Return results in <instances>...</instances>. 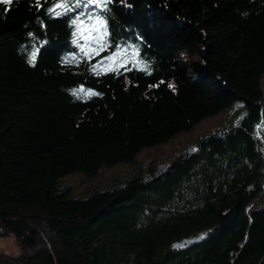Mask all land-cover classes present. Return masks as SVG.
<instances>
[{
  "label": "trees",
  "instance_id": "1",
  "mask_svg": "<svg viewBox=\"0 0 264 264\" xmlns=\"http://www.w3.org/2000/svg\"><path fill=\"white\" fill-rule=\"evenodd\" d=\"M39 5L0 4V238L19 247L12 260L264 264V0H112L107 35L87 42V25L73 23L82 8L57 16L52 0ZM235 101L243 119L203 136L163 177L84 199L57 187Z\"/></svg>",
  "mask_w": 264,
  "mask_h": 264
},
{
  "label": "rangeland",
  "instance_id": "2",
  "mask_svg": "<svg viewBox=\"0 0 264 264\" xmlns=\"http://www.w3.org/2000/svg\"><path fill=\"white\" fill-rule=\"evenodd\" d=\"M120 55V54H118ZM112 58L110 62H114ZM125 61V60H124ZM264 96V76L261 80ZM245 105L235 101L230 107L209 116L189 131L176 134L168 141L155 146L143 148L131 161L100 167L93 174L73 172L59 178L57 187L67 190V197L84 199L93 193L117 187L135 177L158 178L167 174L172 164L194 152L197 142L210 133L236 126L245 115ZM255 200L253 206H256ZM0 253L15 264L12 259L20 255V249L12 237L0 238Z\"/></svg>",
  "mask_w": 264,
  "mask_h": 264
},
{
  "label": "snow or ice",
  "instance_id": "3",
  "mask_svg": "<svg viewBox=\"0 0 264 264\" xmlns=\"http://www.w3.org/2000/svg\"><path fill=\"white\" fill-rule=\"evenodd\" d=\"M13 2L14 0H0V4L5 5L12 4ZM52 2L55 4V7H50L48 11L57 16L66 15L69 11H75L77 8L83 9L77 13L73 19V23L78 25H87L86 31L84 33V39L86 42L90 38L99 41L107 35V20L105 19L103 13L109 10L108 5L112 3V0H75V3H73L72 0H59V2L52 0ZM37 6H40L39 0H37ZM58 9H62L63 11H58ZM101 48H103L102 44ZM81 50H84L83 46H81ZM35 55V53L32 54L31 60L29 61L30 63L35 60ZM109 58L111 59V57ZM158 86L159 85H154V87ZM168 86L170 88L174 87L171 84ZM80 92H84V90L81 88L74 93L77 99H80ZM84 94L88 97L100 95L99 93L93 92L91 90L85 92ZM242 118L243 117H241V119ZM184 246L185 244L183 242L177 245V247ZM241 247H243V245H241Z\"/></svg>",
  "mask_w": 264,
  "mask_h": 264
},
{
  "label": "water",
  "instance_id": "4",
  "mask_svg": "<svg viewBox=\"0 0 264 264\" xmlns=\"http://www.w3.org/2000/svg\"><path fill=\"white\" fill-rule=\"evenodd\" d=\"M201 240H202V238L182 240L180 242L175 243L172 246V249L179 248V247H177V245H179L182 242L185 244V246H191L194 244H198ZM0 264H15V263H13L6 256H4L3 254L0 253Z\"/></svg>",
  "mask_w": 264,
  "mask_h": 264
}]
</instances>
